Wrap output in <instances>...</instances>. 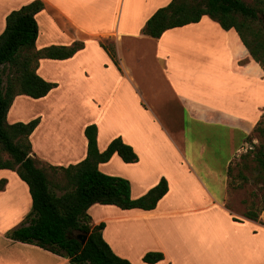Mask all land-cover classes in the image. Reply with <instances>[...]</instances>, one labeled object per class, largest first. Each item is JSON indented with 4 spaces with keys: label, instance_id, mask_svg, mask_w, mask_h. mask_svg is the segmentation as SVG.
Segmentation results:
<instances>
[{
    "label": "crops",
    "instance_id": "0c3cea01",
    "mask_svg": "<svg viewBox=\"0 0 264 264\" xmlns=\"http://www.w3.org/2000/svg\"><path fill=\"white\" fill-rule=\"evenodd\" d=\"M32 1L0 0V4L12 3L9 7H0V30L5 29L6 17L11 11ZM43 1L45 8L36 15V19L39 24V18L44 17L50 30L40 32L39 29L36 49L51 45L71 46L78 41L83 42L84 47L66 59H40L37 74L57 86L44 97L31 98L45 103L48 108L53 105L68 109L71 102H65L64 97L55 93L63 87L85 84L90 89L85 88L83 101L95 111L93 117L77 129L70 119L64 120V116L56 117V114L46 119L39 114L40 123L30 136L31 155L38 162L52 166L76 164L87 156L85 128L95 123L100 151L120 136L138 155V161L128 163L114 153L108 162L99 164L103 172L109 163L116 162L119 172L115 175L130 181L132 198L146 194L162 178L168 181L167 193L151 210L123 209L101 203L91 205L88 213L92 224L105 223L103 237L113 251L132 264H174L171 260L178 259H172L165 242L169 235L167 222L180 223L199 218L213 220L219 216L234 228L231 234L233 242L230 243L238 246L236 248L241 255L246 250L255 253L262 250L259 238L264 230V211L258 221L244 215L239 217L241 221H237L226 204L229 198V166L244 150V145L251 142L248 138L252 137L264 112V70L252 58L237 31L234 28L223 29L217 21L203 15L198 22L167 29L159 38L143 34L147 20L172 0ZM191 33L195 36L187 35ZM101 38L113 40L119 65L100 45ZM208 38L216 39L220 45L217 53H209L206 48L203 50L211 42ZM139 42L147 46L146 52L153 50L165 82L171 89V100L178 106L170 103L164 107L162 103L157 107L148 100L142 90L143 81L137 79V69L142 70L140 61L145 53L142 54L144 50L136 53L132 48V44ZM96 44L98 47L94 46ZM90 45L95 50L93 55H89ZM95 60L98 61V69L95 68ZM214 77L232 78L229 82L236 83L232 89L234 95L226 100H206L186 88V84L198 78L208 85ZM119 93L129 95L121 97ZM202 94H205L204 90ZM22 95H17L11 105L7 117L9 123L28 122L37 116L19 117ZM155 108H163V111H155ZM185 114L199 124L226 129L227 135L220 139L221 145L216 138L209 139L211 135H202L199 130L188 134ZM65 117L68 118L67 115ZM59 122L67 129L61 127L60 131ZM151 124L156 125L161 133L152 135ZM117 126L121 127L108 135L109 130ZM35 138L41 141L40 149L35 146ZM1 179L6 183L0 189V215L5 221L0 231L7 235L32 211V198L27 183L16 171L0 168ZM184 231L177 227L174 232ZM149 238L153 239L152 245H149ZM144 244L147 246L143 248ZM152 251L162 252L163 258L156 263L145 262V254ZM47 252L56 257L59 264H70L67 258ZM8 264L23 263L10 261Z\"/></svg>",
    "mask_w": 264,
    "mask_h": 264
},
{
    "label": "trees",
    "instance_id": "16d2710c",
    "mask_svg": "<svg viewBox=\"0 0 264 264\" xmlns=\"http://www.w3.org/2000/svg\"><path fill=\"white\" fill-rule=\"evenodd\" d=\"M44 8L43 0H34L11 11L0 34V168L16 171L27 183L32 198V211L7 236L63 256L70 264H132L113 251L103 237L105 223L93 225L88 210L95 203L113 204L123 209H154L169 189L167 179L162 178L146 194L132 198L130 181L102 172L99 164L108 162L114 153L125 162H136L137 153L120 136L100 151L97 146L98 127L92 123L85 128L88 140L86 158L67 167L52 166L63 171L66 180L63 193L59 195L54 187L62 186H54L31 155L30 136L39 125L40 117L28 122H8V113L17 95L37 99L57 86L37 74L40 59H66L84 47V43L78 41L71 46L51 45L36 49L39 35L36 15ZM203 15L217 21L223 29L234 28L252 58L264 70V0H253V4L243 0H172L147 20L142 32L159 38L167 29L198 22ZM100 45L119 65L115 44L106 45L100 41ZM8 66L10 69L5 81L4 72ZM255 132H259L264 140L261 121ZM253 134L249 141L254 138ZM254 158L264 171V144L255 152ZM230 170L231 165L228 173ZM5 183V179L0 180V189ZM263 211L264 208L260 211L250 209L244 215L258 221ZM85 235L87 239L82 244ZM162 258V252L152 251L145 254L144 261L156 263Z\"/></svg>",
    "mask_w": 264,
    "mask_h": 264
},
{
    "label": "rangeland",
    "instance_id": "374dc122",
    "mask_svg": "<svg viewBox=\"0 0 264 264\" xmlns=\"http://www.w3.org/2000/svg\"><path fill=\"white\" fill-rule=\"evenodd\" d=\"M243 1L248 4H253V0ZM10 5H12V3L2 2L0 7L6 8ZM39 29L40 32H47L50 30L47 27V22L44 17L39 18ZM3 30L4 28L0 30V32ZM187 35L195 36L193 33ZM43 40H40L39 42L42 43ZM100 40H102L106 45H111L113 43L111 38H101ZM208 40L211 42H208V44L204 46L203 50L206 48L209 53H217L220 49V45L215 41L216 39L211 40L208 38ZM94 46L98 47V44ZM124 47H127V45ZM132 48L136 53H141L144 50L142 54H146H144V57L140 61L142 70L139 71L137 69L139 72L137 79L140 82L143 81L144 86L142 90L145 91L148 100H151L157 107L158 105H162V103L165 105L164 107H168L170 103H175L171 100V89L169 88L167 82H165L160 67L153 56V50L146 52L145 49L147 46L140 42L132 44ZM94 51L93 46L90 45L89 55H93L95 53ZM96 59H99V57ZM94 64L96 65L95 68L98 69V61L95 60ZM9 69V66L5 69V81L8 77ZM229 81H232V78L227 80V78L224 79L222 77H214L207 85L202 78H198L195 82L186 84V88L190 91H194V94L199 98L216 101L222 99L226 100L234 95L232 94V89L236 86V83H231ZM85 88L89 87L85 84H81L80 86L73 88L63 87L62 89H59V92L55 93L59 94V97L61 96V98L64 97V99L67 100L65 102H71L68 109L59 108L53 105L48 108L45 103L37 102L31 97L22 95L21 101L23 106L21 107L19 104V117L27 119L28 117H32L34 115L36 116V114V117H38L39 114H42L46 119H48L58 114L56 117L64 116V120L70 119L74 123V129H77L83 122L90 120L95 111L90 104H86L83 101V97L86 96L84 95ZM202 90L205 91V94H202ZM206 90L208 92H206ZM103 95L106 96L107 93H104ZM128 95V93H119V96L121 97ZM176 105L178 106V104ZM156 110L163 111V108H155V111ZM171 110L175 111V109ZM65 115H67L68 118H66ZM185 116L186 118L184 120L188 134H194V130L195 132L199 130L202 135H211L209 139L212 137L216 138L219 144L222 136L227 135L226 129H219L220 127L218 126L202 125L203 123L199 124L193 121V119H191L187 114H185ZM55 126L57 125L55 124ZM261 126L264 127V112L261 119ZM61 127L67 129L64 127L63 123L59 122L58 128L60 131ZM120 127L121 126H117L116 128L113 127L114 129H110L108 135L112 134ZM149 129L150 133L154 136L161 133V130H159L156 125L154 126L151 124ZM253 137L255 140L251 141L249 144H245L244 150L234 158L231 163V170L228 173L229 198L226 204L230 209V212L233 213L235 217L234 220L237 221H241L239 217L244 215L245 212L250 209L260 211V209L264 208V171L259 162L254 158L255 152L261 145L264 144V140L259 132H255ZM35 146L38 147V149L41 148V141L38 138H35ZM36 162L39 167L46 171L54 186L55 184L62 186V188L57 186L54 187L56 192L61 195L64 190L63 186L66 185L63 171L53 169L52 165L48 163L42 161L38 162L37 160ZM106 167L105 168L107 170L104 168L103 172H107L104 173L115 175V173L119 172L116 162L109 163ZM18 180L19 178L17 177V181ZM68 187L71 188V186ZM1 217L2 216L0 215V230L5 226V221L1 219ZM22 223L23 221L17 222V227H19ZM177 227L186 231L182 233H175L174 231ZM166 230H168L167 233L169 234L168 239L165 240L166 247L169 249L172 259L173 257L178 259L171 260L174 264H264V230L261 231L259 238L261 240L260 248H262V250L259 249L256 253L253 250H246L243 255L238 252L236 244L230 243L233 240L231 238V234L235 231L234 228H232L230 223L227 222L225 218L220 216L213 220L199 218L196 220L182 221L180 223L169 221L167 222ZM160 237L162 238L163 235ZM147 240L149 245L153 244L152 238ZM146 246L147 245L144 244L143 248ZM10 261H19L23 264H59L56 257L52 256L43 248L41 249L40 247L31 246V244L26 245L12 240L0 231V264H8Z\"/></svg>",
    "mask_w": 264,
    "mask_h": 264
},
{
    "label": "water",
    "instance_id": "95a60500",
    "mask_svg": "<svg viewBox=\"0 0 264 264\" xmlns=\"http://www.w3.org/2000/svg\"><path fill=\"white\" fill-rule=\"evenodd\" d=\"M79 238H81V235H79ZM86 239H87V236L85 235V236H83V239H82V244H85V242H86Z\"/></svg>",
    "mask_w": 264,
    "mask_h": 264
}]
</instances>
